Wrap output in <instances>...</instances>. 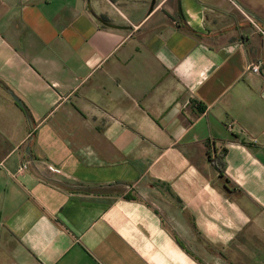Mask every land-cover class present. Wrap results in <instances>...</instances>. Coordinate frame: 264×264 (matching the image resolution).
I'll return each mask as SVG.
<instances>
[{"label":"crops","instance_id":"crops-1","mask_svg":"<svg viewBox=\"0 0 264 264\" xmlns=\"http://www.w3.org/2000/svg\"><path fill=\"white\" fill-rule=\"evenodd\" d=\"M243 11L264 24V0H0V264H264Z\"/></svg>","mask_w":264,"mask_h":264},{"label":"built area","instance_id":"built-area-1","mask_svg":"<svg viewBox=\"0 0 264 264\" xmlns=\"http://www.w3.org/2000/svg\"><path fill=\"white\" fill-rule=\"evenodd\" d=\"M243 13L245 14V16L249 19V21L255 26V28L261 33V35L264 37V24H262L261 22H259L257 20V18H255L254 16H252L251 14H249L246 11H243ZM263 61H259L257 63H251L248 68L253 71V72H259L261 65L263 64ZM28 163L27 162H23L22 164H20V166L17 169L16 173H21L24 172L28 169Z\"/></svg>","mask_w":264,"mask_h":264},{"label":"trees","instance_id":"trees-1","mask_svg":"<svg viewBox=\"0 0 264 264\" xmlns=\"http://www.w3.org/2000/svg\"><path fill=\"white\" fill-rule=\"evenodd\" d=\"M210 159L214 166L219 170L221 174H223L225 169V156H226V149H221L219 151L215 150L214 154L211 152L209 153Z\"/></svg>","mask_w":264,"mask_h":264},{"label":"water","instance_id":"water-1","mask_svg":"<svg viewBox=\"0 0 264 264\" xmlns=\"http://www.w3.org/2000/svg\"><path fill=\"white\" fill-rule=\"evenodd\" d=\"M14 99L16 100L17 103H19L20 105H22V102L16 96H14Z\"/></svg>","mask_w":264,"mask_h":264}]
</instances>
